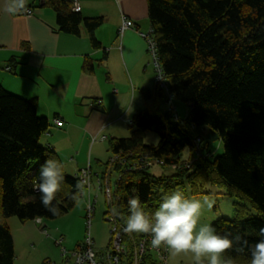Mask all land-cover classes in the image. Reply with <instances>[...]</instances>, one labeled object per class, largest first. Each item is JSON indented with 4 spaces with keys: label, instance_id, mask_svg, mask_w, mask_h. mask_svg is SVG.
<instances>
[{
    "label": "trees",
    "instance_id": "1",
    "mask_svg": "<svg viewBox=\"0 0 264 264\" xmlns=\"http://www.w3.org/2000/svg\"><path fill=\"white\" fill-rule=\"evenodd\" d=\"M146 1L155 56L170 95L158 88L154 71L155 88L144 87L140 93L145 101L164 100L167 110L158 105L156 112L138 109L128 125L131 135L108 139L107 149L115 159L106 163L107 170L117 175L110 183L115 214L123 224L131 197L139 196L151 213L165 194L179 190L185 196V182L193 193H204L202 188L210 183L238 199L234 218L219 217L210 225L221 235L238 233L252 245L264 227V0ZM44 4L53 9L58 30L77 36L83 28L91 47H100L94 32L102 16L83 15L71 0H44ZM93 67L90 58L84 60L85 71ZM174 100L185 106L183 118ZM49 127L47 117L37 114L35 97L13 94L0 83V264H14L8 217L41 223L65 214L75 204L71 197L81 169L74 175L65 172L54 148L39 142ZM147 130L158 135L157 144L144 143ZM213 139L222 142L223 151L211 159L204 153H211L209 140ZM187 147L189 155L183 159ZM48 158L57 160L64 174L53 201L60 209L58 216L44 209L33 187ZM157 159L174 171L155 176L148 167L138 169L146 160ZM102 187L98 190L104 193ZM89 200L94 201L92 225L96 197L88 195L86 206ZM246 202L256 211L254 216L245 217ZM62 243L57 245L65 257ZM225 256L232 257L234 264L251 260L247 249L231 250Z\"/></svg>",
    "mask_w": 264,
    "mask_h": 264
},
{
    "label": "crops",
    "instance_id": "2",
    "mask_svg": "<svg viewBox=\"0 0 264 264\" xmlns=\"http://www.w3.org/2000/svg\"><path fill=\"white\" fill-rule=\"evenodd\" d=\"M36 1L28 0L29 14L25 10L8 14L0 0V83L13 94L37 99V114L50 123L39 142L53 147L65 172L74 175L86 165L82 146H86L87 137L90 149L93 137L98 140L111 122L122 119L129 125L128 117L149 101L141 97L140 90L155 88L153 63L141 35L151 28L147 1L78 0L77 9L83 15L103 17L94 32L100 43L97 49L91 47L83 28L77 36L58 30L53 9ZM123 17L130 19L132 26L119 33ZM87 58L93 62V71L83 69ZM153 102L166 106L162 99ZM57 117L63 121L61 127L54 122ZM116 134L114 137H123L119 131ZM74 135L78 136L75 144ZM89 154L91 150L87 158ZM45 260L57 263L63 258L39 251V256H25L24 264Z\"/></svg>",
    "mask_w": 264,
    "mask_h": 264
},
{
    "label": "rangeland",
    "instance_id": "3",
    "mask_svg": "<svg viewBox=\"0 0 264 264\" xmlns=\"http://www.w3.org/2000/svg\"><path fill=\"white\" fill-rule=\"evenodd\" d=\"M36 2L39 1L37 0ZM118 101L123 102V99L120 98ZM145 104L146 103L143 102L141 106L145 108L148 105L151 111H157L158 107L154 104L152 99L147 102V105ZM174 105H179L178 113L180 118H183L185 114V106L181 102H176L175 100ZM142 107H137V109ZM159 108L161 110H167V108L164 109L165 106L164 108L159 106ZM137 109H135V111ZM132 114L130 117H128L129 120L132 118ZM127 123L128 122H124L122 119H118L111 122L110 125L112 126L110 128L106 127L102 133L103 135H106L108 139L116 136V131H119L120 134L123 133V137L130 136L131 129L128 128ZM107 138L102 141L96 140L97 142H92V145L89 149L90 138L88 136L86 146H82V152L86 151L85 168L90 169L91 176L89 179L90 187L89 189L84 187V191L79 197L78 204L75 203L68 212L59 217L53 219H41V223H35L34 221L28 220L22 222L16 216H10L7 218V223L14 243V264H24L25 256L29 255L30 253L39 256V251L44 255L52 253L53 256L60 257L61 246L55 243V240L58 238H62V246L66 248L67 251L70 250L69 247H75L85 235L84 214L88 195L91 197V199L96 197L95 212L91 225V236L94 240V245L96 248H104L107 245L109 239V228L104 214V212L107 210L106 200L104 193H102V191L98 190L97 188L98 180L101 179L102 175L106 173L107 169H109L108 164L106 163L112 156L111 152L107 149ZM77 139L78 136L74 135V144L77 143ZM158 139L159 137L155 132L147 130L143 141L146 144H157ZM209 149L211 150V153H204V155H208L209 158L213 159V157L222 153V142L218 139L209 140ZM88 150H91V155L89 154V158H87ZM193 153L195 152L193 151ZM182 155L183 159L189 155L188 147L184 149ZM64 158L69 159V157ZM148 171L155 176H159L162 173H171L174 171V169L161 164H153L148 167ZM109 176L111 178L110 183L113 185L117 178L115 171H111V175L109 174ZM184 188L185 197L187 198L199 199L201 201H203L205 198H208L213 202L211 208L205 206L202 209L200 224H211L219 217L227 219L234 218V204L238 201V199L228 194L222 186H216L210 183L206 184L202 188L204 193H193L191 186L187 182H185ZM246 208L247 211L245 213V217L254 216L256 214V211L250 207L249 202H246ZM42 226L45 228L44 230H41ZM41 241L43 242L39 246ZM62 258L63 260L55 263L62 264L65 260L63 256ZM168 264H195V262L191 254L172 256L168 251ZM205 264H207V262H205Z\"/></svg>",
    "mask_w": 264,
    "mask_h": 264
},
{
    "label": "clouds",
    "instance_id": "4",
    "mask_svg": "<svg viewBox=\"0 0 264 264\" xmlns=\"http://www.w3.org/2000/svg\"><path fill=\"white\" fill-rule=\"evenodd\" d=\"M28 0H3V10L16 14L26 10ZM64 180L62 165L55 159L48 158L39 169L38 182L34 190L40 193L44 209L52 216H58L60 209L53 203ZM86 181L78 179L72 200L79 203ZM212 201L205 198L190 199L179 191L165 194L154 212L148 213L139 196L128 199L129 215L124 220L123 231L128 234H148L150 245L155 249L165 246L172 256L191 254L195 264H234L233 258L225 256L231 250L243 253L248 250L250 264H264V227L257 233L258 239L249 245L240 234H219L210 224H200L202 209L212 207ZM115 211V210H114ZM37 217V222L40 221Z\"/></svg>",
    "mask_w": 264,
    "mask_h": 264
},
{
    "label": "built area",
    "instance_id": "5",
    "mask_svg": "<svg viewBox=\"0 0 264 264\" xmlns=\"http://www.w3.org/2000/svg\"><path fill=\"white\" fill-rule=\"evenodd\" d=\"M74 8H78V0H71ZM30 9H26L24 13L29 14ZM132 21L130 19L122 18V22L119 26V33L127 27H131ZM153 29L150 28L147 33H141L147 43V50L149 51L151 62L153 63L155 71V79L157 81L158 88L168 93V85L166 78L161 70L158 63L157 57L155 56V42L152 37ZM6 69H10L9 66ZM170 95V93H168ZM171 102V97L168 99V103ZM55 124L58 126L62 125L61 119H55ZM106 136H99V140H105ZM96 137H93V141ZM114 157L111 158V162L114 161ZM161 160H146L138 166V169L150 167L153 164H161ZM91 171L89 168H83L77 175L78 179L85 180L84 187L89 189V179ZM109 172L107 171L106 176L98 180V189L102 187L105 195L106 204L108 208L105 213V220L108 223L109 228V239L108 243L104 248H96L94 240L91 236V217L94 211V201L89 200L85 211V235L72 250L67 251L62 247V254L70 256V260L66 259L62 264H168V250L165 246H161L159 249L151 247L150 240L151 236L148 234H128L123 231L124 224L121 223L120 219L114 214L111 207V185L109 182ZM62 239H58L57 244ZM43 264H55L51 261H45Z\"/></svg>",
    "mask_w": 264,
    "mask_h": 264
},
{
    "label": "bare ground",
    "instance_id": "6",
    "mask_svg": "<svg viewBox=\"0 0 264 264\" xmlns=\"http://www.w3.org/2000/svg\"><path fill=\"white\" fill-rule=\"evenodd\" d=\"M111 200H112V198H111ZM106 206H107V208H108V205H107V204H106ZM111 207H112V209H113V212H114V214H115L114 207L112 206V203H111ZM121 223H122V222H121ZM123 224H124V223H123ZM80 241H82V239H81ZM80 241H79V242H80ZM79 242H78V243H79ZM78 243H77V244H78ZM77 244H76V245H77ZM64 258H65V260H66V259H69V258H70V256H69V255H67V256H65ZM69 260H70V259H69Z\"/></svg>",
    "mask_w": 264,
    "mask_h": 264
},
{
    "label": "water",
    "instance_id": "7",
    "mask_svg": "<svg viewBox=\"0 0 264 264\" xmlns=\"http://www.w3.org/2000/svg\"><path fill=\"white\" fill-rule=\"evenodd\" d=\"M44 3V0H40L39 5L41 6Z\"/></svg>",
    "mask_w": 264,
    "mask_h": 264
}]
</instances>
